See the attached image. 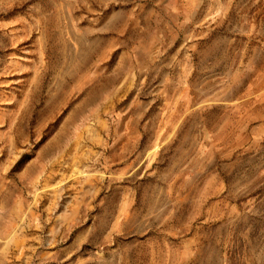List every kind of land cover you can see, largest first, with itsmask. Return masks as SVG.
Returning a JSON list of instances; mask_svg holds the SVG:
<instances>
[{
  "label": "rangeland",
  "instance_id": "obj_1",
  "mask_svg": "<svg viewBox=\"0 0 264 264\" xmlns=\"http://www.w3.org/2000/svg\"><path fill=\"white\" fill-rule=\"evenodd\" d=\"M0 264H264V0H0Z\"/></svg>",
  "mask_w": 264,
  "mask_h": 264
}]
</instances>
